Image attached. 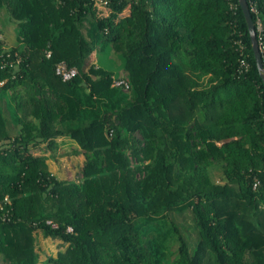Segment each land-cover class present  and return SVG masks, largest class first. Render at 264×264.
I'll use <instances>...</instances> for the list:
<instances>
[{"label":"trees","instance_id":"16d2710c","mask_svg":"<svg viewBox=\"0 0 264 264\" xmlns=\"http://www.w3.org/2000/svg\"><path fill=\"white\" fill-rule=\"evenodd\" d=\"M246 1L253 23L252 3L264 18V0ZM2 7L17 44L0 38V54L21 56L0 71L2 264H264V84L238 0ZM104 47L120 56L127 91L88 64ZM60 61L78 74L62 81ZM63 136L83 154L77 181L48 168ZM37 236L60 247L41 257Z\"/></svg>","mask_w":264,"mask_h":264},{"label":"rangeland","instance_id":"374dc122","mask_svg":"<svg viewBox=\"0 0 264 264\" xmlns=\"http://www.w3.org/2000/svg\"><path fill=\"white\" fill-rule=\"evenodd\" d=\"M17 25L14 19L10 17L5 7L0 9V38L3 42L5 48H9L17 44L16 40ZM95 62L102 65L103 67L110 69L116 75H120L123 66V62L120 56L115 53L111 48L104 47L94 50L88 59V64ZM6 98V97H5ZM4 112L8 116V110L5 106V103L2 102ZM10 120V119H9ZM19 128L18 125L13 124L9 121L8 129L10 134L14 135L16 130ZM67 139L66 143L56 148L52 157L47 159L49 170L57 176L59 179H68L75 180L79 179L78 169L83 162V154L78 151L79 145L76 141L72 140L68 136H63ZM63 139L59 142L61 144ZM70 140V141H69ZM212 178L216 181L222 182L219 180L220 173L217 171L212 172ZM177 220L180 223L185 224L186 226L191 224V217L189 212L185 211L184 214L177 215ZM186 241L188 246L191 247L194 245V232L191 229L185 230ZM37 247L38 252H40L41 257L45 254H53L60 247L58 239L52 238H43L42 236H37ZM0 264L1 260H0Z\"/></svg>","mask_w":264,"mask_h":264},{"label":"built area","instance_id":"2783aa9c","mask_svg":"<svg viewBox=\"0 0 264 264\" xmlns=\"http://www.w3.org/2000/svg\"><path fill=\"white\" fill-rule=\"evenodd\" d=\"M106 2V1H103ZM251 10L256 14V20L254 23L255 26V37H256V41L258 44V49L261 53V60L262 63L264 64V18L260 17L258 15V10L256 8V5L254 3L251 4ZM239 48H240V70H247L248 69V63L245 60L244 56V47L242 45V43L240 42L239 44ZM9 51V50H8ZM46 56H49V51L46 52ZM21 62V56L18 53V51H14L13 53L10 52H2L0 54V71L6 70V69H13V72L15 70H17V67L19 65V63ZM54 72L55 74L62 80V81H67L70 80L71 78H73L74 76H76L78 74V69L75 66H69L67 65L64 61H60L56 64L55 68H54ZM15 74H12L11 77H14ZM7 77H2L0 78V86H3L6 81H7ZM113 85L116 86H121V88L124 91H127L129 89V85L128 82L126 81L124 74H120V77L117 79H114L113 81ZM259 184V180L255 179L253 181L252 187L256 188ZM3 201L9 202L8 201V197L5 196L3 198ZM0 208H3L2 203H0ZM46 223L51 225L52 227H57V224L52 222L51 220H46ZM67 231H72V228L70 226H68L66 228Z\"/></svg>","mask_w":264,"mask_h":264},{"label":"water","instance_id":"95a60500","mask_svg":"<svg viewBox=\"0 0 264 264\" xmlns=\"http://www.w3.org/2000/svg\"><path fill=\"white\" fill-rule=\"evenodd\" d=\"M238 4L241 8V11L244 15L245 21L247 23V28L249 32V37H250V43H251V49L253 52L254 60L256 67L260 73V76L262 78L263 84H264V66L261 60V53L258 49V44L256 41L255 37V26L254 23L251 19V15L248 9L247 1L246 0H238Z\"/></svg>","mask_w":264,"mask_h":264},{"label":"crops","instance_id":"0c3cea01","mask_svg":"<svg viewBox=\"0 0 264 264\" xmlns=\"http://www.w3.org/2000/svg\"><path fill=\"white\" fill-rule=\"evenodd\" d=\"M61 139H63V140H62V142H61V144H60L59 141H60ZM57 141L59 142L58 147H59L60 145H63V144H70V143H66V142H67V139H65L64 137H59V138H57ZM69 141H70V140H69ZM58 147H57V148H58ZM48 167H49V166H48Z\"/></svg>","mask_w":264,"mask_h":264}]
</instances>
